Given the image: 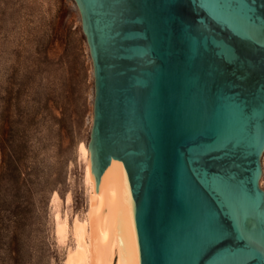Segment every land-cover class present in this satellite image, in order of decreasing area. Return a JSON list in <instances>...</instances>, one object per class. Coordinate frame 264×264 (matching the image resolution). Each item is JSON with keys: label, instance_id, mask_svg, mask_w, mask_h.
Wrapping results in <instances>:
<instances>
[{"label": "water", "instance_id": "1", "mask_svg": "<svg viewBox=\"0 0 264 264\" xmlns=\"http://www.w3.org/2000/svg\"><path fill=\"white\" fill-rule=\"evenodd\" d=\"M110 264H264V0H75Z\"/></svg>", "mask_w": 264, "mask_h": 264}, {"label": "rangeland", "instance_id": "2", "mask_svg": "<svg viewBox=\"0 0 264 264\" xmlns=\"http://www.w3.org/2000/svg\"><path fill=\"white\" fill-rule=\"evenodd\" d=\"M94 85L75 0H0V264H65L74 248L56 230L89 209Z\"/></svg>", "mask_w": 264, "mask_h": 264}, {"label": "bare ground", "instance_id": "3", "mask_svg": "<svg viewBox=\"0 0 264 264\" xmlns=\"http://www.w3.org/2000/svg\"><path fill=\"white\" fill-rule=\"evenodd\" d=\"M83 161L86 165L85 182H87L88 186H86L89 188V209L85 217V222L83 224L80 222L71 224L67 214V216L65 215V217H63V222L57 228L56 235L58 240L63 244L68 241L70 235L74 241V248H70L68 251L65 264H110V245L102 248L97 229L88 228V218H93L94 204V176L91 170L90 151L89 158L84 159ZM52 201L55 207L59 206L60 203L57 202L56 199H53ZM59 218H61L60 215L57 217L58 222Z\"/></svg>", "mask_w": 264, "mask_h": 264}]
</instances>
